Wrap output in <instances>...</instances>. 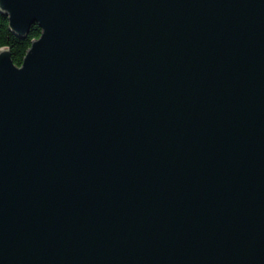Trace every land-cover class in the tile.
Here are the masks:
<instances>
[{"label":"water","instance_id":"95a60500","mask_svg":"<svg viewBox=\"0 0 264 264\" xmlns=\"http://www.w3.org/2000/svg\"><path fill=\"white\" fill-rule=\"evenodd\" d=\"M0 13V264H264V0Z\"/></svg>","mask_w":264,"mask_h":264},{"label":"trees","instance_id":"16d2710c","mask_svg":"<svg viewBox=\"0 0 264 264\" xmlns=\"http://www.w3.org/2000/svg\"><path fill=\"white\" fill-rule=\"evenodd\" d=\"M39 35L38 26L32 25L25 37H16L9 31L7 17L0 13V49L5 47L9 49L13 64L17 66L21 64L31 41L37 39Z\"/></svg>","mask_w":264,"mask_h":264}]
</instances>
